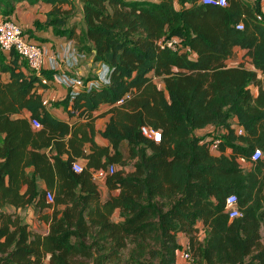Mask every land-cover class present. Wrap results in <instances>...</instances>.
<instances>
[{"label":"trees","instance_id":"trees-1","mask_svg":"<svg viewBox=\"0 0 264 264\" xmlns=\"http://www.w3.org/2000/svg\"><path fill=\"white\" fill-rule=\"evenodd\" d=\"M24 1L52 5L36 26H52L110 71L103 85L54 102L87 119L70 124L37 92L53 73H26L17 52L0 50V76L10 74L0 80V264H177L186 244L197 264H264L263 0H0V15L10 18ZM173 36L185 51L158 44ZM236 47L248 65L227 64ZM102 104L112 106L101 132L109 145L95 140L94 112ZM24 109L30 118L14 117ZM142 126L160 130L161 141L144 136ZM209 126L222 139L219 155L208 135L196 132ZM255 149L263 153L257 161ZM80 158L84 168L76 172ZM111 165L104 199L92 176ZM231 194L242 216L226 212ZM32 205L46 231L19 213Z\"/></svg>","mask_w":264,"mask_h":264},{"label":"crops","instance_id":"crops-1","mask_svg":"<svg viewBox=\"0 0 264 264\" xmlns=\"http://www.w3.org/2000/svg\"><path fill=\"white\" fill-rule=\"evenodd\" d=\"M76 2L78 3V0H76ZM64 8L67 9L69 6L65 5ZM262 8H264V0ZM51 9L52 5L50 4L39 3L32 5L24 1L17 4L15 12L10 16V19L21 24L24 30L32 35L33 38L29 37L33 42L43 46L44 64L42 70L52 72L53 77H45L48 80L47 83L42 81L44 85H38L37 92L42 94L43 100H49L50 103L45 105L47 110L55 117L67 121L70 124L79 121L86 122L87 119L77 117L76 114L70 116L64 106H56L54 102L63 100L70 91L76 92L82 88L99 87L103 85L107 81L109 75L108 65L102 62H96L91 52H80L75 40H70L66 36L57 35L52 26L37 27V21L42 23L46 22L47 13ZM2 19H4V16L0 15V21ZM76 20L77 19H73L71 23H74ZM244 53L245 52L241 48L236 47L234 55L227 60V64L229 66H238L241 63L248 65L250 58L244 57ZM191 57L195 58L196 54L192 53ZM21 68L26 73H28L30 69L27 65H22ZM159 79L161 80L160 82H158ZM0 80L8 82L10 80V74L2 73ZM156 80L160 87H164V82L161 78H157ZM111 108L112 106L108 104H102L99 109L94 112V124L97 130L95 140L101 145H109V141L101 135V132L105 130L110 121L112 113H110L109 110ZM14 117L30 118L31 111L24 109L21 113L15 114ZM196 132L201 133L202 131L198 130ZM84 148L87 152H90V143H85ZM78 161L83 165L85 164V160L81 158L78 159ZM32 170V168L29 169V171ZM40 186L46 188L45 182L41 181ZM100 191L104 199L110 196V191L106 187L105 182L101 183ZM25 210H33L34 212L36 208L32 205ZM22 211L23 210H19V213L22 214ZM114 218L119 220V210L115 212ZM201 232H204V230H201ZM184 238V240H186L185 242H187L188 238L186 236H184Z\"/></svg>","mask_w":264,"mask_h":264},{"label":"built area","instance_id":"built-area-1","mask_svg":"<svg viewBox=\"0 0 264 264\" xmlns=\"http://www.w3.org/2000/svg\"><path fill=\"white\" fill-rule=\"evenodd\" d=\"M204 4L210 5H220L227 6V0H201ZM262 12L264 14V8H262ZM237 29L242 30L244 28L243 22L237 24ZM158 44L162 48H169L175 52H183L185 51V46L182 42V39L178 36H173L171 38H162L158 41ZM0 50L4 53L9 54L12 51L17 52L23 59H25L28 63V66L31 70H33L36 74H39L43 69L44 64V49L43 46L33 42L28 35L25 34L24 28L18 22L4 17L0 21ZM260 77L263 74H259ZM44 83H47V79L45 77L42 78ZM44 105L49 104V100L43 101ZM34 128H41L42 124L39 119L33 118L31 120ZM237 134L243 135L244 128L238 125L236 122L233 125ZM216 130L215 126H209L207 129L202 131L201 135H208L206 141L209 142V148L212 154L219 155L220 152V144L221 137H216L211 135L210 133H214ZM142 134L150 139L155 140L156 142L161 141L162 132L160 130H156L150 126H142L141 128ZM263 157V153L261 149H255L252 160L257 161ZM239 162L243 165L248 164V160L245 157H240ZM84 165L80 162H75L73 165V169L76 172H82ZM115 171V167L113 165L109 166L107 169H100L93 172L92 179L97 183L105 182L107 176ZM55 200V196L53 192L47 193V201L50 204H53ZM226 212L228 213L230 218H236L242 216V211L238 205V198L236 194H231L226 199ZM192 258V254L189 250L188 244H186L183 248L178 251V259L183 261H190Z\"/></svg>","mask_w":264,"mask_h":264},{"label":"rangeland","instance_id":"rangeland-1","mask_svg":"<svg viewBox=\"0 0 264 264\" xmlns=\"http://www.w3.org/2000/svg\"><path fill=\"white\" fill-rule=\"evenodd\" d=\"M108 69L110 71L109 66H108ZM160 81L161 80L159 79L158 82H160ZM219 132H221V131L218 130V134H219ZM200 137H203V135H200ZM216 137H218V136H216ZM132 163H133L132 161L128 162V164H127L128 170L133 169ZM247 169H249V166ZM22 217L29 223V225L32 229H35L37 231H46L47 225L40 221V219L38 217V211L37 210H35L34 212H33V210H31V211L23 210L22 211ZM184 236L185 235H180L179 240L181 243L185 244L186 240H184L185 239ZM203 236H204V232L201 233V237H203ZM263 237H264V231H263ZM263 241H264V239H263ZM177 264H197V259H196V256L194 255V253L192 252V258L190 261L186 262V261H183L181 259H178Z\"/></svg>","mask_w":264,"mask_h":264}]
</instances>
